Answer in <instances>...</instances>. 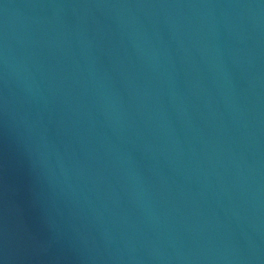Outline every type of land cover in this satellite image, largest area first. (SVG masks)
I'll list each match as a JSON object with an SVG mask.
<instances>
[{
	"label": "water",
	"instance_id": "obj_1",
	"mask_svg": "<svg viewBox=\"0 0 264 264\" xmlns=\"http://www.w3.org/2000/svg\"><path fill=\"white\" fill-rule=\"evenodd\" d=\"M0 71L109 264H264V0H0Z\"/></svg>",
	"mask_w": 264,
	"mask_h": 264
}]
</instances>
